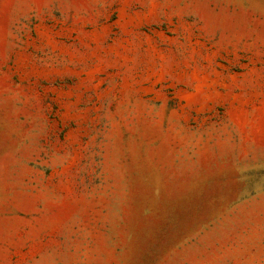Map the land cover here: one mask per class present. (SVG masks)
<instances>
[{"label": "rangeland", "instance_id": "rangeland-1", "mask_svg": "<svg viewBox=\"0 0 264 264\" xmlns=\"http://www.w3.org/2000/svg\"><path fill=\"white\" fill-rule=\"evenodd\" d=\"M0 264H264V0H0Z\"/></svg>", "mask_w": 264, "mask_h": 264}]
</instances>
